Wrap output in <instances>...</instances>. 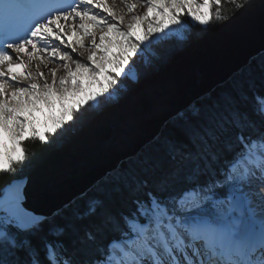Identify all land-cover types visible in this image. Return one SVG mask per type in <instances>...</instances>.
<instances>
[{
    "label": "snow or ice",
    "instance_id": "6c2138e0",
    "mask_svg": "<svg viewBox=\"0 0 264 264\" xmlns=\"http://www.w3.org/2000/svg\"><path fill=\"white\" fill-rule=\"evenodd\" d=\"M227 2L229 16L222 0H0V173L14 175L0 264H264V49L54 207L23 175L27 143L71 148L158 83L185 25L206 33L253 8Z\"/></svg>",
    "mask_w": 264,
    "mask_h": 264
},
{
    "label": "water",
    "instance_id": "95a60500",
    "mask_svg": "<svg viewBox=\"0 0 264 264\" xmlns=\"http://www.w3.org/2000/svg\"><path fill=\"white\" fill-rule=\"evenodd\" d=\"M252 4L244 17L191 40L158 83L87 130L77 144L49 152L30 169L24 177L44 181L48 206L72 197L98 170L157 137L174 107L258 56L264 49V0Z\"/></svg>",
    "mask_w": 264,
    "mask_h": 264
},
{
    "label": "trees",
    "instance_id": "16d2710c",
    "mask_svg": "<svg viewBox=\"0 0 264 264\" xmlns=\"http://www.w3.org/2000/svg\"><path fill=\"white\" fill-rule=\"evenodd\" d=\"M232 11H233V9L231 10V13H232ZM229 13L225 12V14H228V15H229ZM166 125H167V123L164 125V127L162 128L160 134L157 137L163 135V133L165 132V129H166ZM25 147L27 148L28 155H29V157H31L32 162H31V164H29L25 168V171H24L23 175L27 174V172L30 169H32L35 165H37L48 154V153H45V154L41 155L39 150L41 149L42 146H41V144L39 142H29V143H27L25 145ZM33 153H36V155L33 156L32 155ZM17 171L19 172V166H17ZM13 179H14V175L13 174L0 173V189L4 188L5 184L8 181H11Z\"/></svg>",
    "mask_w": 264,
    "mask_h": 264
},
{
    "label": "rangeland",
    "instance_id": "374dc122",
    "mask_svg": "<svg viewBox=\"0 0 264 264\" xmlns=\"http://www.w3.org/2000/svg\"><path fill=\"white\" fill-rule=\"evenodd\" d=\"M222 5H223L222 12H223V15L224 16H227L228 15V14H225V12L226 13H229L230 12L229 13V15H230L231 14V10L235 6L234 3H228L227 0H222ZM181 33H182V35L191 34V39L187 42V44L190 43L191 40H195V39L199 38L200 36H202V34H203V33H199L198 31H193V29L192 28H189L188 25H185V28L181 30ZM181 38L182 37H178L176 35H172V36L169 37V40L170 41H178Z\"/></svg>",
    "mask_w": 264,
    "mask_h": 264
},
{
    "label": "bare ground",
    "instance_id": "6f19581e",
    "mask_svg": "<svg viewBox=\"0 0 264 264\" xmlns=\"http://www.w3.org/2000/svg\"><path fill=\"white\" fill-rule=\"evenodd\" d=\"M112 2H113V0H109V3H112ZM133 2H137V3H139L140 0H133ZM120 7H123V5L121 4Z\"/></svg>",
    "mask_w": 264,
    "mask_h": 264
}]
</instances>
